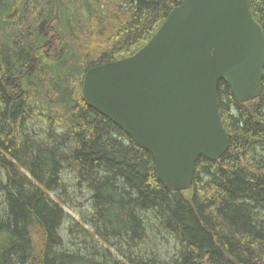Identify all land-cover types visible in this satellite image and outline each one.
Listing matches in <instances>:
<instances>
[{
    "label": "trees",
    "instance_id": "1",
    "mask_svg": "<svg viewBox=\"0 0 264 264\" xmlns=\"http://www.w3.org/2000/svg\"><path fill=\"white\" fill-rule=\"evenodd\" d=\"M182 2L0 0V264H264V78L245 104L220 83L229 149L200 158L183 193L84 100L85 73L134 56ZM249 3L264 30V0ZM32 119L42 136L29 135ZM66 171L90 195L92 214L71 231L87 251L65 250L60 237L68 216L52 194L67 189ZM162 235L172 258L159 255Z\"/></svg>",
    "mask_w": 264,
    "mask_h": 264
},
{
    "label": "water",
    "instance_id": "2",
    "mask_svg": "<svg viewBox=\"0 0 264 264\" xmlns=\"http://www.w3.org/2000/svg\"><path fill=\"white\" fill-rule=\"evenodd\" d=\"M264 30L249 0H183L134 56L89 69L83 95L156 164L171 192L192 189L200 158L230 146L220 116L221 82L240 104L263 93Z\"/></svg>",
    "mask_w": 264,
    "mask_h": 264
},
{
    "label": "rangeland",
    "instance_id": "3",
    "mask_svg": "<svg viewBox=\"0 0 264 264\" xmlns=\"http://www.w3.org/2000/svg\"><path fill=\"white\" fill-rule=\"evenodd\" d=\"M50 36L52 37V34H50ZM26 126L27 130H29V135L34 138H36L37 135L42 136V132H44L43 130L45 129V127L36 119L29 120ZM63 179L67 189H65V191H57L52 194V196L57 198L56 200L59 201L61 206L64 205V211L68 216L60 233V237L64 242V248L67 251H79V249L82 251L90 250L92 245L89 240H85L84 238H81L80 235L71 233L75 224L83 222L84 218H87L89 214H92L89 202L90 195L86 193L84 188H80L75 185L76 182L73 181V177L72 175H69V172L66 171L63 173ZM5 180V173L0 169V181L5 182ZM4 208V200L0 194V214ZM153 237L155 236L152 235L151 238ZM156 245L163 251V253L159 252V255H163L164 259L175 256L176 251H174V248L176 245L171 239L167 238L166 240V237L162 235L157 240ZM112 252H115L114 249ZM166 253L167 255H165Z\"/></svg>",
    "mask_w": 264,
    "mask_h": 264
},
{
    "label": "bare ground",
    "instance_id": "4",
    "mask_svg": "<svg viewBox=\"0 0 264 264\" xmlns=\"http://www.w3.org/2000/svg\"><path fill=\"white\" fill-rule=\"evenodd\" d=\"M15 23V22H14ZM45 64V63H44ZM46 73V72H45ZM68 112V111H67ZM67 112H65V113H67ZM80 112H81V110H80ZM81 120V119H80ZM79 124V123H78ZM56 125V124H55ZM51 126V125H50ZM74 129V128H73ZM69 130V129H68ZM51 132V131H50ZM124 132V131H123ZM54 135V134H53ZM68 135V134H67ZM6 139H8V138H6ZM54 194V193H53ZM57 199V198H56ZM57 201V200H56ZM61 202V201H60ZM62 204V203H61ZM63 205V204H62ZM64 206V205H63ZM140 211V210H139ZM141 212V211H140ZM262 216V215H261Z\"/></svg>",
    "mask_w": 264,
    "mask_h": 264
}]
</instances>
